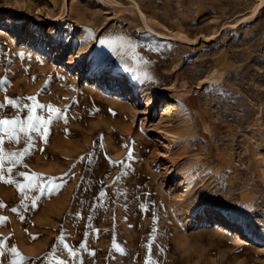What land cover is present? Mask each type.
<instances>
[{
    "label": "rangeland",
    "instance_id": "1",
    "mask_svg": "<svg viewBox=\"0 0 264 264\" xmlns=\"http://www.w3.org/2000/svg\"><path fill=\"white\" fill-rule=\"evenodd\" d=\"M0 34L2 155L48 181L0 182V264H264V0H0Z\"/></svg>",
    "mask_w": 264,
    "mask_h": 264
},
{
    "label": "snow or ice",
    "instance_id": "2",
    "mask_svg": "<svg viewBox=\"0 0 264 264\" xmlns=\"http://www.w3.org/2000/svg\"><path fill=\"white\" fill-rule=\"evenodd\" d=\"M28 99H34V98H28ZM19 98L17 99H13V98H9V97H5L4 102H0V109L5 108L7 106H12V107H16L19 108V102H18ZM35 108H40V109H49L50 112H58L59 110L56 109H52L51 105H44V104H40V103H36ZM35 108L30 109L31 112L35 111ZM52 116L50 115L48 120H45L43 117H38L35 115H28L27 120H28V124H27V129L31 132L34 133H38L40 134L41 138L46 140L47 134H48V129L46 127L47 123L51 122ZM21 123L20 121H18L17 118H8L6 116L4 117H0V132L4 131V126H11V129L13 131H15L16 126ZM19 131L20 132H25V128L23 126L19 127ZM14 137L11 133H9V140H12ZM18 140V138H17ZM29 142H30V137H29ZM4 143V139L3 136H0V182H4V183H8V184H15V186L18 189V192L21 195V202L23 203V201L25 199H27V192H30L32 190L35 189H39L40 191L44 190V185L48 184V181H37V180H33L30 176L28 172H18L16 173V175H19L21 177L25 178V183H21L20 181L16 180L14 178L13 175V169L15 168L16 165L21 164L22 163V159H10L8 161H5L4 157H3V153H4V148L2 147ZM27 151V150H26ZM25 153L24 152H14V151H10L8 153V155L10 157H16L17 155H19L21 158L23 157ZM5 163L10 164L11 166L5 168ZM7 173V178H5V174ZM33 175H39V174H33ZM49 190H54V188H51V185H49ZM104 193H101V196H103ZM32 206L35 207L36 206V200L33 199L32 201ZM0 207H4V205L0 204ZM12 212H17V209L15 207L11 208ZM22 218V217H21ZM6 217H0V222L6 220ZM64 247L68 250L69 255L71 256H75V252L68 247V245L65 243ZM81 247H85L84 244L81 245ZM10 251L14 254H16V256L19 257L20 261H23L25 258L23 256H20V254L17 252V249L15 247H12L10 249ZM92 255H94V253H90ZM0 256H4L3 252H0ZM145 264H148V261H145Z\"/></svg>",
    "mask_w": 264,
    "mask_h": 264
},
{
    "label": "bare ground",
    "instance_id": "3",
    "mask_svg": "<svg viewBox=\"0 0 264 264\" xmlns=\"http://www.w3.org/2000/svg\"><path fill=\"white\" fill-rule=\"evenodd\" d=\"M7 31V30H6ZM1 35V34H0ZM166 108H165V112H167V111H169L170 109H169V104H166V106H165ZM166 114V113H165ZM222 220H221V222H222V224H220L221 226V228H224V227H226V225H228V226H231V228H232V230H233V233H234V237L233 238H235L236 240L237 239H241L242 240V238H243V235H244V233H245V231L243 230V229H237V227L239 228V225L240 224H238V222L237 221H235V222H232L229 218H221ZM246 235V234H245ZM249 236V238L248 239H253V236L251 235V234H249L248 235ZM249 242V241H248ZM251 242V241H250Z\"/></svg>",
    "mask_w": 264,
    "mask_h": 264
}]
</instances>
